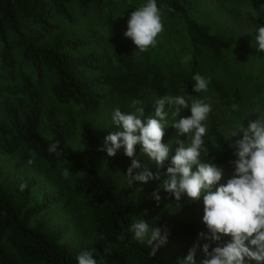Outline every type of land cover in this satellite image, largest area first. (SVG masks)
<instances>
[{
  "label": "trees",
  "instance_id": "trees-1",
  "mask_svg": "<svg viewBox=\"0 0 264 264\" xmlns=\"http://www.w3.org/2000/svg\"><path fill=\"white\" fill-rule=\"evenodd\" d=\"M110 5V0H0V155L21 156L48 174L67 168L71 176L59 185L56 203L62 202L73 218L84 220L90 239V245L70 243L58 225L45 219L35 223L52 206L51 196L35 204L34 180L0 178V264H77L82 251L93 249L97 264H177L198 234L207 232L202 223L203 197L189 201L185 196L176 202L165 193L161 188L168 162L158 169L140 145L135 146L132 158L123 149L108 157L101 150L104 139L118 129L112 121L105 124L95 116L108 103L129 113L135 111L133 100L141 101L137 107H142L151 96L195 97L198 93L193 91L192 77L208 78L202 71L208 54L264 83V55L255 48V39L219 35L205 24L197 15L202 8L199 0H157L163 39L171 52L178 53L180 44L191 51L187 77L168 78L153 62H139L120 46L106 53H88L91 41L70 37L64 26L75 25L78 11L86 16L94 10L103 16ZM257 8L264 21V0H258ZM208 89L229 104L230 121L248 126L250 120L238 109L242 104L239 89L230 92L213 80ZM56 104L75 108L78 114H72L73 121L62 118ZM205 126L201 160L214 162L223 170L231 167L232 141L221 131L216 117ZM171 135L172 130L162 143H168ZM76 139L79 147L72 145ZM57 141L59 154H50L49 145ZM132 159L158 174L160 180L130 186L124 175ZM154 192H159V202L152 198ZM136 219L167 229V243L155 256L150 254L147 240L140 243L129 232ZM229 241L230 237H224L221 244ZM201 259L198 252L197 264Z\"/></svg>",
  "mask_w": 264,
  "mask_h": 264
},
{
  "label": "clouds",
  "instance_id": "clouds-1",
  "mask_svg": "<svg viewBox=\"0 0 264 264\" xmlns=\"http://www.w3.org/2000/svg\"><path fill=\"white\" fill-rule=\"evenodd\" d=\"M163 29L157 0H146L128 18L124 36L132 41L135 52L144 53L156 45V38ZM255 44L258 51L264 52V26L256 28ZM190 59L187 57L186 61ZM192 79L195 93L207 92L208 78L196 74ZM140 104L141 101L133 100L135 111L129 113L118 107L114 109L111 121L118 130L109 132L101 150L108 157H114L123 149L124 154L132 158L135 146L140 145L141 151L158 169L168 162L167 178L161 188L165 193L176 202H181L185 196L189 201L203 197L202 223L207 232L198 234L186 257L177 264H197L198 252L203 256L199 264H245L246 260L249 264H264V116L259 115L247 127L237 125L227 130L234 150V159L229 162L233 172L229 179L221 182L223 168L201 160L207 131L203 122L212 111L207 98L193 100L190 104L182 95L156 98L152 104L154 115L143 122L144 107H137ZM185 109L190 111V116L177 119ZM170 117L177 136L186 137V142L176 140L178 147L171 158L169 143H162ZM233 138L237 139L233 142ZM59 147L57 141L51 143L47 151L59 154ZM124 176L130 186L160 180L158 174L142 166L137 159L131 160ZM152 198L159 202V192H154ZM129 232L136 241L147 240L152 256L168 239L167 229L150 227L144 219H136ZM224 237H230V241L221 244ZM213 244L217 246L213 248ZM94 251H82L76 257L77 264H97Z\"/></svg>",
  "mask_w": 264,
  "mask_h": 264
},
{
  "label": "rangeland",
  "instance_id": "rangeland-1",
  "mask_svg": "<svg viewBox=\"0 0 264 264\" xmlns=\"http://www.w3.org/2000/svg\"><path fill=\"white\" fill-rule=\"evenodd\" d=\"M199 1L202 3V8L199 9L197 15L219 35L255 39L256 28L264 26L263 18L257 8L258 0H238L237 2L233 0ZM110 3L111 5L103 16L94 10H90L86 16L78 11L75 25H65L64 29L72 38H82L91 41L90 51L87 49L88 53L92 51L106 53L111 47L120 46L139 62L144 64L153 62L168 78L176 77L181 79L189 75L192 66V54L186 45L180 44L181 46L177 49L178 53H172L161 32L156 38V45L150 47L146 52L140 53L135 52L136 49L132 41L124 36L127 30V21L130 17L129 14L135 8L146 3V0H110ZM111 18L113 19L112 21H110ZM262 53L264 55V52ZM187 57H191V59L186 61ZM223 63L221 58H215L208 54L202 63V71L210 80L224 85L228 91L240 90L242 104L238 109L250 121L257 120L259 115L264 116V83L245 77L231 66L223 65ZM181 95L185 97L189 104L193 100L207 98V101L212 105V111L203 123L207 124L212 117H216L220 123V129L226 137H228L226 135L227 130L237 126L228 118L229 104L222 102L213 91L208 89L207 92L198 93L195 97L187 94H170L169 96ZM156 98L158 97L151 96L148 103L142 106L144 107V115L141 117L142 122L149 116L154 115L152 104ZM55 107L62 118L72 120V114H78L75 108L69 109L66 106L57 104ZM113 111L114 107L110 103L105 104L95 118L108 124L111 122ZM187 116H190V111L185 109L182 110L181 116L177 117V119ZM172 123L173 120L170 117L167 121L168 128L165 129V134L172 130L168 143L175 153V149L178 147L176 140L179 139L186 142V137H178L176 130L171 127ZM79 143V139H76L72 145L79 147ZM232 172V167L226 168L221 182L229 179ZM70 176V171L64 167L48 174L39 171L33 163L21 156L8 158L0 155V178L2 180H18L19 182L28 183L34 180L35 186L32 193L34 202L38 205L44 202L46 195L51 196L52 206L43 215L35 218V223L45 219L51 225H58L64 230L67 242L90 245L84 220L82 218H73L71 214L66 213L62 208V202L56 203L59 197L58 194L61 191L59 185Z\"/></svg>",
  "mask_w": 264,
  "mask_h": 264
}]
</instances>
